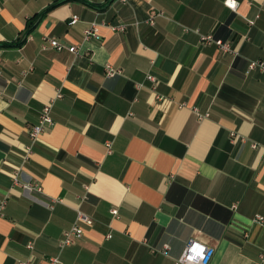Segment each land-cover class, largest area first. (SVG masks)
<instances>
[{"label":"crops","instance_id":"0c3cea01","mask_svg":"<svg viewBox=\"0 0 264 264\" xmlns=\"http://www.w3.org/2000/svg\"><path fill=\"white\" fill-rule=\"evenodd\" d=\"M56 1L0 0V264H264V0Z\"/></svg>","mask_w":264,"mask_h":264},{"label":"built area","instance_id":"2783aa9c","mask_svg":"<svg viewBox=\"0 0 264 264\" xmlns=\"http://www.w3.org/2000/svg\"><path fill=\"white\" fill-rule=\"evenodd\" d=\"M224 4L231 8V9H235L237 6V2L235 0H225ZM77 20L76 16H73L71 18V24H74ZM116 29L118 30H123L124 26L120 25L118 26ZM96 25L91 24L88 28H86L84 30V38L88 39L90 37H94L96 36ZM211 36H203L201 37V40L204 42H209L211 41ZM47 45L51 48H54L58 51L64 49V45H62L61 43L58 42V40L54 37H50L47 40ZM216 45H218L221 49L223 50H229V45L227 43H224L222 41H215ZM70 53H77V48L75 46H70L68 48H66ZM254 66V64L250 65V68H252ZM115 74V70H113L110 67L106 68V75L107 76H113ZM148 80L154 81L153 76H147ZM49 108L50 105H46L44 106L41 115H40V119L39 122L36 126L32 127L29 135L31 137V139L33 141H35L39 134L43 132L44 130V125L45 124H50L51 120L49 117ZM26 152L27 155L30 152V148H26ZM13 181L17 182L15 176L13 177ZM24 188L27 190H30L31 188L35 189L36 191L40 192V187L37 184L31 185H24ZM3 203H0V208L2 207ZM112 214H116V210H112L111 212ZM258 221H262L261 218H257ZM77 220L86 224V225H90L91 224V220L85 216L84 214H82L81 212L77 213ZM83 233V230L80 226H78L77 224L72 225L68 230H66L63 234V239L60 242L61 246H65V245H69L71 243H73L75 240L79 239L81 237ZM108 238H110V235H108ZM168 249L167 245L163 246L162 249V253H166ZM211 249L209 247H207L205 244L197 241V240H190L183 252L181 253V255L179 256V258L176 260L175 264H208L209 258L211 256ZM50 264H59V261L57 258H51L50 260Z\"/></svg>","mask_w":264,"mask_h":264},{"label":"trees","instance_id":"16d2710c","mask_svg":"<svg viewBox=\"0 0 264 264\" xmlns=\"http://www.w3.org/2000/svg\"><path fill=\"white\" fill-rule=\"evenodd\" d=\"M68 1H70V0H58V1L54 2L53 4H51L49 7H47L45 10H43L39 15H44L50 9H52V8L56 7L57 5H60L62 3L68 2ZM78 1L83 2V3H87L84 0H78ZM34 17H32L31 19H29L27 21V26H26L27 27V32H30L31 29H33V27L35 26L34 22L32 21ZM21 44H22V42L18 41V42L14 43V44H0V47L20 46Z\"/></svg>","mask_w":264,"mask_h":264}]
</instances>
